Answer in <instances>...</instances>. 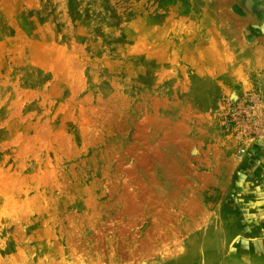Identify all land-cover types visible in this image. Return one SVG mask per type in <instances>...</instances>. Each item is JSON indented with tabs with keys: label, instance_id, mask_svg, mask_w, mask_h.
<instances>
[{
	"label": "rangeland",
	"instance_id": "rangeland-1",
	"mask_svg": "<svg viewBox=\"0 0 264 264\" xmlns=\"http://www.w3.org/2000/svg\"><path fill=\"white\" fill-rule=\"evenodd\" d=\"M0 264H264V0H0Z\"/></svg>",
	"mask_w": 264,
	"mask_h": 264
}]
</instances>
